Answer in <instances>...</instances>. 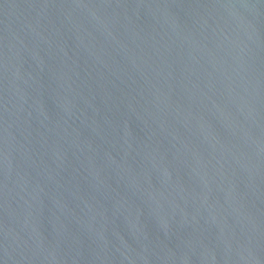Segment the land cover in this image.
Returning a JSON list of instances; mask_svg holds the SVG:
<instances>
[{
    "label": "water",
    "instance_id": "water-1",
    "mask_svg": "<svg viewBox=\"0 0 264 264\" xmlns=\"http://www.w3.org/2000/svg\"><path fill=\"white\" fill-rule=\"evenodd\" d=\"M0 264H264V0H0Z\"/></svg>",
    "mask_w": 264,
    "mask_h": 264
}]
</instances>
